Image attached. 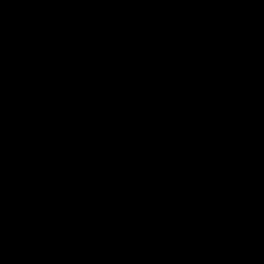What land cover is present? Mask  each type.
<instances>
[{
  "label": "water",
  "instance_id": "1",
  "mask_svg": "<svg viewBox=\"0 0 264 264\" xmlns=\"http://www.w3.org/2000/svg\"><path fill=\"white\" fill-rule=\"evenodd\" d=\"M0 264H264V0H0Z\"/></svg>",
  "mask_w": 264,
  "mask_h": 264
}]
</instances>
